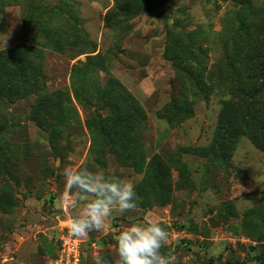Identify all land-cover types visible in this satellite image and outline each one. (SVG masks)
I'll use <instances>...</instances> for the list:
<instances>
[{
	"label": "rangeland",
	"instance_id": "1",
	"mask_svg": "<svg viewBox=\"0 0 264 264\" xmlns=\"http://www.w3.org/2000/svg\"><path fill=\"white\" fill-rule=\"evenodd\" d=\"M162 1L131 0L125 17L115 0H0V51L40 50L47 91L68 94L51 126L31 119L35 95L0 104V264H57L83 212L69 169L130 182L137 198L74 236L80 264H118L115 236L146 220L167 232L161 254L173 264H260L264 152L245 136L223 154L212 145L224 104L252 73L245 29L264 24V0ZM125 94L145 121L116 111ZM174 99L191 114L163 118Z\"/></svg>",
	"mask_w": 264,
	"mask_h": 264
},
{
	"label": "trees",
	"instance_id": "2",
	"mask_svg": "<svg viewBox=\"0 0 264 264\" xmlns=\"http://www.w3.org/2000/svg\"><path fill=\"white\" fill-rule=\"evenodd\" d=\"M115 1L114 10L117 13L125 17L131 13L133 8L131 0ZM156 1L158 5L165 2ZM245 32L252 39L249 51L244 54L252 73L244 83L238 82L234 87L233 99L226 102L222 108L212 145L213 150H218L222 154L244 136L264 152V24L252 33L248 34L246 29ZM42 55L40 50L26 45L0 51V104H15L30 95H35L31 119L41 126H51L55 120L54 111L60 106L58 100L66 98L68 94L60 90L47 91L46 82L41 76L42 64L39 60ZM75 93L77 94V91ZM125 98L129 105L116 110L122 111L118 112L120 116L128 122L145 121L146 114L135 100L128 94H125ZM160 113L164 115L163 118L178 121L189 116L191 108L188 104L174 99ZM2 118L0 115V119ZM155 161L158 175H163L164 164L159 158ZM256 214V211L251 210L246 216ZM256 258L260 264H264V253Z\"/></svg>",
	"mask_w": 264,
	"mask_h": 264
},
{
	"label": "clouds",
	"instance_id": "3",
	"mask_svg": "<svg viewBox=\"0 0 264 264\" xmlns=\"http://www.w3.org/2000/svg\"><path fill=\"white\" fill-rule=\"evenodd\" d=\"M70 186L82 194V215L69 224L75 237H85L92 230H100L114 212L134 209L136 193L130 182L105 179L87 170H66ZM118 264H173L170 255L161 254L168 240L167 232L153 220L133 224L115 236Z\"/></svg>",
	"mask_w": 264,
	"mask_h": 264
},
{
	"label": "built area",
	"instance_id": "4",
	"mask_svg": "<svg viewBox=\"0 0 264 264\" xmlns=\"http://www.w3.org/2000/svg\"><path fill=\"white\" fill-rule=\"evenodd\" d=\"M79 242L70 234L63 235L57 264H80Z\"/></svg>",
	"mask_w": 264,
	"mask_h": 264
}]
</instances>
